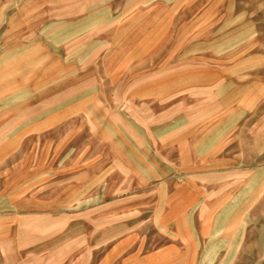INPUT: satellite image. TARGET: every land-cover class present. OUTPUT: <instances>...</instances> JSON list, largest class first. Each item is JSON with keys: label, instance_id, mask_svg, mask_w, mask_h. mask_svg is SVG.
Returning a JSON list of instances; mask_svg holds the SVG:
<instances>
[{"label": "rangeland", "instance_id": "rangeland-1", "mask_svg": "<svg viewBox=\"0 0 264 264\" xmlns=\"http://www.w3.org/2000/svg\"><path fill=\"white\" fill-rule=\"evenodd\" d=\"M255 18L0 0V264H264V98L235 99Z\"/></svg>", "mask_w": 264, "mask_h": 264}, {"label": "crops", "instance_id": "crops-1", "mask_svg": "<svg viewBox=\"0 0 264 264\" xmlns=\"http://www.w3.org/2000/svg\"><path fill=\"white\" fill-rule=\"evenodd\" d=\"M260 35H264V24L260 26L256 23L255 18L253 21L249 22L248 36ZM249 49L253 50V52L247 56L246 60H244L243 63H246L248 65L249 70L252 69L254 70V72H257V75L263 74L264 72L262 73L260 71V68L264 67V42H254L253 47L249 46ZM253 75L254 74L247 75L248 81L246 85L249 88L247 94L242 96H239L238 94V96L235 98L236 100H240L243 102L247 101L251 104H258L262 97L264 98V76H261L262 78H259V76Z\"/></svg>", "mask_w": 264, "mask_h": 264}]
</instances>
